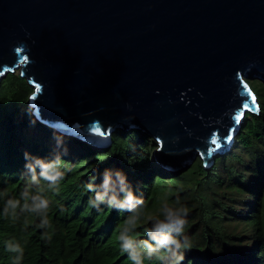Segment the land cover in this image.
Returning <instances> with one entry per match:
<instances>
[{
	"label": "water",
	"instance_id": "obj_1",
	"mask_svg": "<svg viewBox=\"0 0 264 264\" xmlns=\"http://www.w3.org/2000/svg\"><path fill=\"white\" fill-rule=\"evenodd\" d=\"M17 72L43 126L102 152L140 131L172 177L209 169L260 108L264 0H0V88Z\"/></svg>",
	"mask_w": 264,
	"mask_h": 264
},
{
	"label": "trees",
	"instance_id": "obj_2",
	"mask_svg": "<svg viewBox=\"0 0 264 264\" xmlns=\"http://www.w3.org/2000/svg\"><path fill=\"white\" fill-rule=\"evenodd\" d=\"M7 81L8 88H0V264H13L15 254L6 250L7 241L24 248L20 264H131L118 243L129 213L106 205L96 209L89 203L94 193L87 186L98 185L106 168H119L127 175L146 204L145 213L157 216L162 203L177 198L188 206L185 231L190 244L183 249L181 264H264V103L251 82L260 108L246 116L231 150L215 157L209 169L198 158L187 172L168 177L170 173L149 158V139L142 132L117 131L111 149L99 152L37 122L28 107L32 89L18 74ZM258 84L264 91V83ZM27 129L55 136L56 150H48L41 140L32 141ZM70 144L90 154L75 160L61 154L65 178L57 191L46 192L51 228L41 229L35 215L6 218L7 200L21 199L31 182L24 153L50 158ZM148 226L138 222L136 237L147 239Z\"/></svg>",
	"mask_w": 264,
	"mask_h": 264
},
{
	"label": "clouds",
	"instance_id": "obj_3",
	"mask_svg": "<svg viewBox=\"0 0 264 264\" xmlns=\"http://www.w3.org/2000/svg\"><path fill=\"white\" fill-rule=\"evenodd\" d=\"M59 147V146H58ZM63 155H67L64 148ZM24 170L30 177L21 199H9L5 203L3 215L13 220L22 215H35L39 218L41 229L51 228L48 218L51 201L47 191L58 190L65 178L62 168V156L55 152L50 158L24 153ZM46 186V187H45ZM88 191L94 193L89 203L99 209L102 205L127 211L129 216L120 230L118 243L120 251L127 255L131 264H181L183 249L190 244L186 234L189 208L177 198L173 202L165 201L160 214L149 217L150 224L145 229L147 239L137 238L138 222L144 218L146 204L136 195L127 175L119 168H106L100 176L98 185H88ZM47 236V232L44 233ZM6 250L14 253L13 264H20L24 248L18 242L7 241Z\"/></svg>",
	"mask_w": 264,
	"mask_h": 264
},
{
	"label": "rangeland",
	"instance_id": "obj_4",
	"mask_svg": "<svg viewBox=\"0 0 264 264\" xmlns=\"http://www.w3.org/2000/svg\"><path fill=\"white\" fill-rule=\"evenodd\" d=\"M15 74H18V72ZM15 74H9V75L14 76ZM5 80H4V82H5ZM4 82L2 83L3 89H7L9 81H7L5 83ZM249 82H251V86L258 93V95L261 96L260 101L262 103H264V91H261V87L258 84L259 82L261 83V81H249ZM257 103H258V105L260 104L258 100H257ZM26 133L29 135V137L32 141L33 140H41L44 142L45 148H48V150H52V151L56 150L58 140L55 136L52 139L48 138L46 135L38 132L35 129H27ZM64 148L67 149V155H64V156L69 157L70 160H75L77 158L84 157V156H87L90 154V153L86 152L87 150L84 147L79 146L78 144H76V145L70 144V145H64V147L58 149V152L62 155H63ZM148 148H149V153H150L149 158L151 159V161H153V152L157 148V144L152 139H149ZM93 149H95V147H93ZM96 150L99 152H102L101 149L96 148ZM225 154H223V155H225ZM217 157H219V156H217ZM91 161H93V159ZM171 176H172V174H170L168 177H171ZM152 216H154V212L148 211V212L144 213V218L141 221H139V224H145V225L150 224L149 217H152Z\"/></svg>",
	"mask_w": 264,
	"mask_h": 264
},
{
	"label": "snow or ice",
	"instance_id": "obj_5",
	"mask_svg": "<svg viewBox=\"0 0 264 264\" xmlns=\"http://www.w3.org/2000/svg\"><path fill=\"white\" fill-rule=\"evenodd\" d=\"M249 95H251V93L249 92ZM255 101H254V98H253V103H254ZM236 120H237V123L239 122V120H240V116H237L236 117ZM213 143L214 144H216L217 143V141H215V140H213ZM217 146H219L218 144H217Z\"/></svg>",
	"mask_w": 264,
	"mask_h": 264
},
{
	"label": "bare ground",
	"instance_id": "obj_6",
	"mask_svg": "<svg viewBox=\"0 0 264 264\" xmlns=\"http://www.w3.org/2000/svg\"><path fill=\"white\" fill-rule=\"evenodd\" d=\"M66 136V135H65ZM92 147V146H91ZM93 148V147H92ZM96 149V148H95Z\"/></svg>",
	"mask_w": 264,
	"mask_h": 264
}]
</instances>
